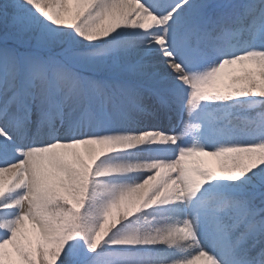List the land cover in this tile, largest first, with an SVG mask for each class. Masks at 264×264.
<instances>
[{"label":"snow or ice","instance_id":"6c2138e0","mask_svg":"<svg viewBox=\"0 0 264 264\" xmlns=\"http://www.w3.org/2000/svg\"><path fill=\"white\" fill-rule=\"evenodd\" d=\"M0 264H264V0H0Z\"/></svg>","mask_w":264,"mask_h":264},{"label":"trees","instance_id":"16d2710c","mask_svg":"<svg viewBox=\"0 0 264 264\" xmlns=\"http://www.w3.org/2000/svg\"><path fill=\"white\" fill-rule=\"evenodd\" d=\"M212 165L215 167L216 166V162L213 160L212 161Z\"/></svg>","mask_w":264,"mask_h":264},{"label":"rangeland","instance_id":"374dc122","mask_svg":"<svg viewBox=\"0 0 264 264\" xmlns=\"http://www.w3.org/2000/svg\"><path fill=\"white\" fill-rule=\"evenodd\" d=\"M164 123H165V126H166V122H164ZM209 159H210V162L212 163L213 160H211V158H209Z\"/></svg>","mask_w":264,"mask_h":264}]
</instances>
